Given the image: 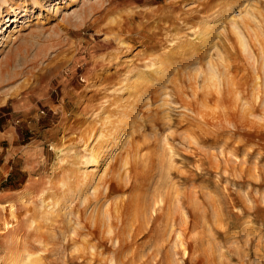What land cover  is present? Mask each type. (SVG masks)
Listing matches in <instances>:
<instances>
[{
    "label": "rangeland",
    "instance_id": "1",
    "mask_svg": "<svg viewBox=\"0 0 264 264\" xmlns=\"http://www.w3.org/2000/svg\"><path fill=\"white\" fill-rule=\"evenodd\" d=\"M0 264H264V0H0Z\"/></svg>",
    "mask_w": 264,
    "mask_h": 264
},
{
    "label": "bare ground",
    "instance_id": "2",
    "mask_svg": "<svg viewBox=\"0 0 264 264\" xmlns=\"http://www.w3.org/2000/svg\"><path fill=\"white\" fill-rule=\"evenodd\" d=\"M207 2V1H206ZM205 2V3H206ZM203 4V3H202ZM217 5H218V3H217ZM207 7V6H206ZM213 7V6H212ZM214 9V8H213ZM243 9V8H242ZM242 13H243V10L242 11H238V14H234L233 15V17L234 18H236L237 16H240V15H242ZM201 21V20H200ZM205 22V21H204ZM206 24V23H205ZM261 26V25H260ZM194 27V28H193ZM209 27H210V25H209ZM212 27V26H211ZM190 28H193V30H194V34H196V38H199V39H201L202 37H204L205 35H206V32H204V30H203V27H200V26H198V28H197V26H195V25H190ZM187 29H189V28H187ZM209 29V28H208ZM213 30V29H212ZM210 31V30H209ZM178 32V31H177ZM171 34V33H170ZM170 36H172V34L170 35ZM188 37V36H187ZM175 38V37H174ZM179 38V37H178ZM240 38H241V36H240ZM242 39V38H241ZM188 42V41H187ZM207 42V41H206ZM186 43V42H185ZM189 43H190V41H189ZM190 45V44H189ZM187 46V45H186ZM181 47H182V45H181ZM226 55V54H225ZM154 64V63H153ZM155 65V64H154ZM149 67V66H148ZM152 69V68H151ZM107 121V120H106ZM109 121V120H108ZM115 123V122H114ZM101 124V128H103V126H104V124H105V121H103L102 120V122L100 123ZM101 128H100V131L99 132H97L96 133V135H95V131H94V128H92L91 130H89L88 132H87V135L84 137V139H82L83 140V146H84V150H85V152L88 154V157H87V161H86V163H87V165L88 166H91V165H96L97 167L105 160L104 159V154L105 153H101V152H98L97 151V147H96V142H97V140H96V138L98 137V138H100L102 135H104L105 133H103V130H101ZM94 137V138H93ZM92 138H93V141H91L92 140ZM96 140V141H95ZM91 142V143H90ZM93 142H95L94 144H92ZM127 162V161H126ZM126 165V164H125ZM128 166V165H127ZM127 166H125L126 168H127ZM130 171V170H129ZM127 174V173H126ZM129 175V174H128ZM130 179V178H129ZM118 183V182H117ZM114 180H105V182H104V189H105V191L102 193V195H103V197L105 198V199H107V201H108V199L109 198H111L112 197V195L114 194V193H116V192H120V191H123V193H125L126 191H127V189L128 188H126L125 190H122V185H120V184H117ZM129 186V185H128ZM101 190V189H100ZM100 190L97 188V187H95V192L97 193V195L99 194L98 192H100ZM100 195H101V193H100ZM102 197V196H101ZM101 197L99 198V197H97L98 199H101ZM42 201H45L44 199L42 200ZM125 201V200H124ZM123 201V199H122V202H124ZM45 207V206H44ZM100 207V206H99ZM122 207V206H121ZM124 208V207H123ZM156 209V208H155ZM109 211V210H108ZM108 211H105L104 213H105V217L104 218H101V219H99L98 217L97 218H95V219H90V221H88V224H86V225H81V227L80 228H78L77 226L74 228L75 230H74V232L76 233V235L80 232V231H82V230H80V229H82V228H85L86 230V232L88 233V234H97L98 235V233L99 234H101V235H103L104 233L103 232H101V231H103V227L105 228L106 226H104V223L106 222V215L107 216H109V218H110V230L113 228V232L115 233V235L111 238V240L112 241H114L115 239L117 240L116 242L117 243H119L118 244V249H119V251H121L122 249H124L123 247H124V245H126V244H130V243H134L135 241H134V238H135V235H136V231H133L132 232V230H131V227L133 226L132 225V223L131 224H129V225H131L130 227H129V238H130V236L131 235H133V236H131L132 237V239H128V238H124L123 236H125V234H126V230H124V229H122L121 230V226H122V224H120V222H119V220L121 221V223H122V216L123 215H121L122 213H121V211L119 210V208L116 210V212L115 213H113L112 214V212H108ZM48 212H49V210H48ZM45 214H47V209H46V212H45ZM98 214V213H97ZM50 214H48V216H49ZM158 217H159V215H158ZM158 217L156 218V220L158 219ZM90 218H92V217H90ZM108 218V219H109ZM152 218H154V217H152ZM172 218V217H171ZM89 219V218H88ZM118 220V222L117 221H115V220ZM55 221V220H54ZM72 221V219H70V222ZM62 222V221H61ZM75 222V221H74ZM54 223V222H53ZM149 223V222H148ZM76 224L78 225L79 224V222L78 221H76ZM133 224H135V223H133ZM140 224V223H139ZM51 225V224H50ZM49 225V226H50ZM53 225V224H52ZM142 225V224H141ZM67 226V228H68V226H70V225H66ZM124 226V225H123ZM137 226V225H136ZM63 226H61V228H62ZM139 227V226H138ZM54 228V227H53ZM65 228V227H64ZM137 228V227H136ZM140 228V227H139ZM133 229V228H132ZM63 230V229H62ZM139 230H142V227L139 229ZM138 230V231H139ZM105 231V230H104ZM108 231H109V229H108ZM141 232V231H140ZM56 233V232H55ZM95 238V237H94ZM100 238H101V236H100ZM103 239V238H102ZM108 239H109V237H108ZM91 240V239H90ZM110 240V239H109ZM8 243V242H7ZM89 243V242H88ZM96 243H98V242H96ZM95 243V244H96ZM89 244H91V243H89ZM8 245H9V247H12V245L13 244H10V242L8 243ZM98 245V244H97ZM131 245H133V244H131ZM100 247V246H99ZM110 247V246H109ZM89 248H91V251H94L95 250V246H91V247H89V246H86L84 249H89ZM115 248V247H114ZM116 250V249H115ZM98 251H100V250H98ZM94 253V252H93ZM92 253V254H93ZM98 255V254H97ZM93 257V256H92Z\"/></svg>",
    "mask_w": 264,
    "mask_h": 264
}]
</instances>
